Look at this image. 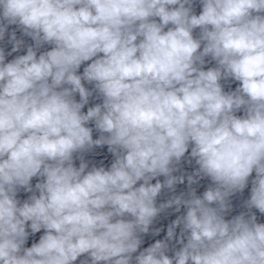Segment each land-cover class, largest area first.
<instances>
[{"label": "clouds", "instance_id": "9594fccd", "mask_svg": "<svg viewBox=\"0 0 264 264\" xmlns=\"http://www.w3.org/2000/svg\"><path fill=\"white\" fill-rule=\"evenodd\" d=\"M200 2L195 15L192 0H0V40L15 24L37 47L54 45L38 58L28 47L8 63L0 48V264H72L85 253L91 264H132L139 234L181 205L186 213L166 240L140 251L135 264H264V223L223 215L253 171L246 206L264 214V16L253 15L264 0ZM11 39L17 51L22 42ZM209 55L218 67L196 66ZM222 78L240 86L225 93ZM82 79L103 97L86 114L92 93ZM242 107L246 115H234ZM90 121L101 132L96 140ZM190 143L195 175L215 187L157 207L163 188L184 182L174 164ZM101 145L115 156L109 169L74 166V153ZM37 176L39 195L20 205L18 188L31 192ZM158 176L166 179L151 183ZM28 222L45 233L25 248ZM179 226L186 243L170 258L167 241Z\"/></svg>", "mask_w": 264, "mask_h": 264}]
</instances>
